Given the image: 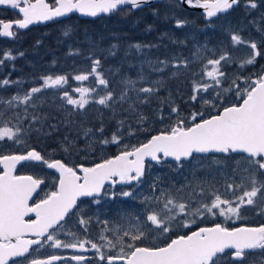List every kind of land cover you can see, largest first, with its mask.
<instances>
[{"label": "snow or ice", "instance_id": "1", "mask_svg": "<svg viewBox=\"0 0 264 264\" xmlns=\"http://www.w3.org/2000/svg\"><path fill=\"white\" fill-rule=\"evenodd\" d=\"M161 3L200 10L205 28L220 24L217 44L193 40L187 55L161 59L149 58L157 45L131 43L113 65L119 44L91 41L67 53L79 66L53 61L27 89L0 79V264H264V65L254 70L264 59V0H0L16 14L0 20V38L73 14L159 17ZM235 11L243 23L233 26ZM23 55L0 52V68L15 70L8 62ZM130 56L143 57L135 77L124 71L137 67ZM34 140L55 147L41 152ZM89 157L98 160L70 162ZM154 165L182 179L152 176ZM118 198L132 203L105 214Z\"/></svg>", "mask_w": 264, "mask_h": 264}, {"label": "rangeland", "instance_id": "2", "mask_svg": "<svg viewBox=\"0 0 264 264\" xmlns=\"http://www.w3.org/2000/svg\"><path fill=\"white\" fill-rule=\"evenodd\" d=\"M160 16L155 17L152 15L151 10L146 11L145 13H136V14H118L115 16H111L110 18H102L96 21H93L89 26L81 24V20L77 17L70 18L65 22H62L56 26L55 28L43 32L42 38V48L40 50H31L29 52H23L24 55L18 56L14 62H8L9 65L12 63L15 64V70H12L11 66L5 68V72L0 70V75L7 73L9 70L10 73L13 75H27L30 71H38L41 75L44 74L47 70L53 68V61H56V68L57 70H70V66L76 64L79 66L82 63V59L79 57H70L67 55L69 49H76L79 48L84 52H87L89 43L91 41H97L101 44L102 47H108L112 43H117L120 46V55L116 58L111 59L110 63L115 65L119 64L121 59L123 58V52L127 48V46L131 43H144V44H153L157 45L151 49V53L149 58L160 57L163 59L165 56H170L173 54H188V48L191 47L193 40L198 41L199 43L203 44L208 42L209 47H213L217 44L218 40L220 39V24H217L215 28H205L204 22L198 20V17L189 19V15L185 14L183 10L176 9L172 12H169L164 4L159 8ZM165 15H169L170 19L165 20ZM186 17L191 23L183 28V29H176L174 28L173 18H184ZM200 19V17H199ZM199 22L195 23L193 22ZM228 20L235 26L237 23H243V14L241 11L233 12L229 17ZM151 25L154 28L151 31L150 36L146 29L148 26ZM71 29V36L65 37L63 35L64 31L67 29ZM159 31L158 33H156ZM156 33V34H155ZM169 34L175 37L178 40H186L187 41V48L184 45L179 44H172L170 40L165 36V34ZM245 36L248 35L247 32L244 33ZM31 36V35H30ZM28 37H23V39H28ZM30 45H34V41L30 38ZM18 40L14 42H7L6 50H11L14 54H16V48L12 47L13 43H17ZM21 44V43H20ZM182 47V48H181ZM32 57L35 58V61L40 62V66H36L32 60ZM138 59L142 60L143 57H135L130 56L128 57V61L132 64H136V68H128L125 65L124 71H127L130 75L135 77L136 72L139 70ZM259 59V58H258ZM29 65L31 69H25L24 66ZM260 65H264V59L259 60V64L256 66L258 70ZM235 67L231 68V71H235ZM16 73V74H14ZM247 74V73H246ZM28 78L25 81H22L20 77L14 76L13 80L19 79L22 83L23 82H30V80L34 77L28 73ZM38 77V76H36ZM22 85V84H21ZM20 87L23 89V87ZM30 87V86H29ZM26 89V88H24ZM15 91V86L13 90ZM11 91V92H12ZM147 134H141L140 141L144 140V136ZM36 140L33 141V143ZM137 140H132V143H137ZM35 145H39V142H36ZM55 147V144L51 141H44L42 145V149L44 152H51L52 148ZM116 148L113 146L111 150L108 151L107 155H114L116 154ZM97 159H93L89 157V159H76L72 158L71 163H85L91 164L97 162ZM25 171H30L33 174V169L25 168ZM46 172L41 170L40 174L44 175ZM152 176H161L165 179L175 178L176 180H181L182 177L177 175L175 172H172L169 168L161 167L159 165H154L151 169ZM48 184L51 186L52 180L51 177H47ZM119 188V187H117ZM43 196V193L41 194ZM131 201H122L121 199H116L114 201H106L104 204L105 214L114 215L118 210H123L129 208ZM85 207H88L87 200H85ZM96 207V206H92ZM96 226L93 225V238H95ZM65 255H70V251H66ZM91 255V254H90Z\"/></svg>", "mask_w": 264, "mask_h": 264}, {"label": "flooded vegetation", "instance_id": "3", "mask_svg": "<svg viewBox=\"0 0 264 264\" xmlns=\"http://www.w3.org/2000/svg\"><path fill=\"white\" fill-rule=\"evenodd\" d=\"M162 5H163V3H161L158 7L160 8ZM146 11H150V10L146 9L145 11H142V12L145 13ZM199 11L200 10H189L187 12H185V11H183V12L185 14L189 15V19L198 17V20L201 22V16L199 15ZM142 12L141 11H137V12H135L133 14L142 13ZM120 14H122V13H120ZM115 15H118V14H113V15L106 16V17L102 16V17H99V18H96V19H79L78 15L75 14V15H72L71 18L77 17L79 20H81V24L89 26L93 21H96V20H99V19H102V18H110L111 16H115ZM199 17H200V19H199ZM15 18H16V14H15V12L13 10L0 8V20L12 21ZM68 19H70V18H68ZM68 19H66V20H68ZM66 20H63V22H65ZM202 21L204 22L203 17H202ZM193 22H195V20H193ZM60 23H62V22L50 21L48 24L43 25V26H32V27H30V28H28L26 30H22V29L18 30V36L15 39L0 38V52L6 51L5 47L7 45L6 44L7 42H14L15 40H18V41H17L16 44L13 43L12 47L16 48L17 44L19 45V47H17L16 53H18V52H29L31 50H35V51L40 50L42 48V43H43L42 38H41V36L43 37L42 33L45 32V31H49V30L55 28L54 26H56V25H58ZM195 23H199V22H195ZM153 29L154 28H152V30ZM28 36H30V37L27 40L23 39V37H28ZM30 38H32L33 41H34L35 38H39L40 41H39V43H35L34 42L35 43L34 45H30L29 46V43H30V40H31ZM32 60H33V62L35 64V67L36 66H40V62L35 61L34 57H32ZM24 67H25V69H31L29 65H26ZM0 70L2 72H5V68H0ZM28 73L31 74V75H34V76H32L34 78H32L30 80V82H28V81L23 82L22 85H21L23 87V89L24 88L27 89L29 86H31L32 83L34 82L36 76H39V75H36V74H40L38 71H35V72L34 71H30ZM28 73H27V75H13V72L11 74L10 71L8 70L7 73L0 75V79H3L4 77L9 76V74H10V78L11 79H13L14 76H18V77H20V79L22 81H25L28 78H31V77L28 76ZM14 74H16V73H14ZM12 90H13V88L9 89V92H11ZM36 142H39V145H35ZM36 142L33 143V146L37 147L38 150L44 152L43 150H41L42 149V145L44 144V141H36ZM24 169H25V167L18 166L17 167V173L18 174H31L30 171H25ZM42 171L45 172V169L42 170Z\"/></svg>", "mask_w": 264, "mask_h": 264}, {"label": "water", "instance_id": "4", "mask_svg": "<svg viewBox=\"0 0 264 264\" xmlns=\"http://www.w3.org/2000/svg\"><path fill=\"white\" fill-rule=\"evenodd\" d=\"M78 16H79V15H78ZM101 16H102V15H101ZM79 17H80V18H83V19H95V18H97V17L92 18V17H81V16H79ZM98 17H99V16H98ZM62 19H65V18H62ZM49 22H50V21H49ZM49 22L30 25L29 28L32 27V26H43V25L48 24ZM22 30H26V29H22Z\"/></svg>", "mask_w": 264, "mask_h": 264}, {"label": "trees", "instance_id": "5", "mask_svg": "<svg viewBox=\"0 0 264 264\" xmlns=\"http://www.w3.org/2000/svg\"><path fill=\"white\" fill-rule=\"evenodd\" d=\"M158 32H159V31H157L156 33H158ZM156 33H155V34H156ZM148 34H149L150 36H152V35H151V34H152L151 31H150V33H148ZM35 40H36L37 42H38V40L40 41L39 38H35Z\"/></svg>", "mask_w": 264, "mask_h": 264}, {"label": "bare ground", "instance_id": "6", "mask_svg": "<svg viewBox=\"0 0 264 264\" xmlns=\"http://www.w3.org/2000/svg\"><path fill=\"white\" fill-rule=\"evenodd\" d=\"M74 19V18H73ZM39 41V40H38ZM34 42L37 43V41L34 39ZM182 48V47H181ZM42 152V151H41Z\"/></svg>", "mask_w": 264, "mask_h": 264}]
</instances>
